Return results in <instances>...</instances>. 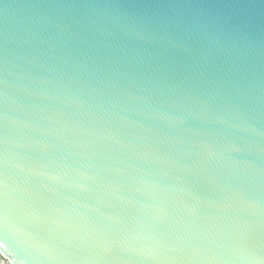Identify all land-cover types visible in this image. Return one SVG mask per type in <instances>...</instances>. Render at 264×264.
<instances>
[{
    "label": "water",
    "instance_id": "water-1",
    "mask_svg": "<svg viewBox=\"0 0 264 264\" xmlns=\"http://www.w3.org/2000/svg\"><path fill=\"white\" fill-rule=\"evenodd\" d=\"M0 264H264V0H0Z\"/></svg>",
    "mask_w": 264,
    "mask_h": 264
}]
</instances>
